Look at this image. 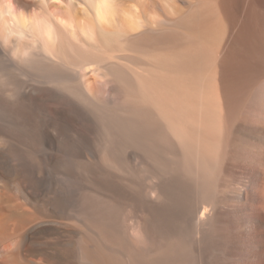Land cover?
Instances as JSON below:
<instances>
[{
	"label": "bare ground",
	"instance_id": "obj_1",
	"mask_svg": "<svg viewBox=\"0 0 264 264\" xmlns=\"http://www.w3.org/2000/svg\"><path fill=\"white\" fill-rule=\"evenodd\" d=\"M184 1L11 0L9 15L0 0V38L16 55L64 65L72 90L101 99L126 55L163 41L165 21ZM220 2L234 20L239 0ZM217 4L195 0L180 16L184 42L156 47L143 73L131 72L127 90L148 118L144 144L138 140L142 182L88 158L86 135L63 118L65 106H42L43 86L0 90V185L22 202L21 213H34L10 217L0 197V264H264V0H249L224 55H216ZM57 140L62 149L40 150ZM117 143L98 142L111 167L126 162ZM225 156L236 164L223 168ZM238 169L243 183L222 189L219 176ZM226 217L241 229L235 239L223 237Z\"/></svg>",
	"mask_w": 264,
	"mask_h": 264
},
{
	"label": "rangeland",
	"instance_id": "obj_2",
	"mask_svg": "<svg viewBox=\"0 0 264 264\" xmlns=\"http://www.w3.org/2000/svg\"><path fill=\"white\" fill-rule=\"evenodd\" d=\"M220 1H222V0H215V2L218 3L216 5V7L218 10L219 19H221L220 23L222 22L221 29L223 28L221 31V34H220V40L218 42L219 45L216 48L217 49L216 55H224L225 52L227 51L228 48H226V47L229 46L230 41H231L230 39L232 38V37L230 38V36H233L232 34H234L235 30H237L236 29V28H238L237 25L241 23L239 21H241L243 19V15L247 11L248 3H249V0H239V3L236 7V12H235L236 16H235V19H234L235 21H234V20H231L232 18L230 17V15L224 11V9L222 8V2H220ZM219 2L221 3V5ZM192 3L195 5V0H185L183 3H180L181 5L179 4L178 13L179 12L180 13L179 14L177 13L176 14L177 16L175 14H173L172 16L169 15L168 21H165V24L163 27L164 34L166 35V37L163 38V41H162V39L161 40H153L152 42H149V44L148 43L143 44L142 46H144V47H141V45H140V47H141L140 49L142 51L141 53H139V52H138L139 54L134 53L135 55L130 53L131 55H126V57L123 59V60H125L123 62L124 63L123 68H121L119 71H117L119 73V75L116 72L115 73L116 75L113 76V81H111L108 84H103L105 87L104 88L105 93L101 99L98 97L96 98V96H92V93L87 96V94H85L84 92L79 91L80 92L79 93L77 90H75V91H74V89L72 90L71 89V87H72L71 86V81H72L71 73L68 70V68L65 67L64 65L58 64L55 66H50L49 64H47V60L45 58H42L41 55H39L38 57H37V55H19V54L16 55V54H14V52L12 50V46H11L12 44L5 42L1 38H0V69H1L0 75L2 76L3 84L0 86V88L2 87V89H0V90H2V92H4V94L5 93L8 94L10 91H15V90L17 92H19L23 89L26 92L28 90L30 91V89H31L30 86H32V84L43 86V88H45V91H47L49 96H48V98H45V100L42 99L43 101L39 100V101H41L42 106L48 110H53L60 105L65 106L68 113L65 112V115L63 116V118L69 120L70 125L72 123L73 127L77 128L79 131H82L81 134L83 136L86 135L85 137H82V135L80 134L82 137L81 144L86 145L85 146L86 149L84 147H82L81 150L84 149V150H82V152L84 151L83 153L86 154V156L88 158H90L91 160H94V161H98V159H99L102 162L101 166L108 169L109 171L111 170L115 174L122 175L123 177L126 178L125 182L127 181L130 184H132V182H142L143 180L146 179V176H147L146 168L144 166H142V164H141V160H143V156L145 155V150H141V149L142 148L144 149L142 144H144V139L148 135V133H146L148 131V122H147L148 118H147L145 103L142 100H140L141 98L139 97V95L137 93L134 94L135 90H130V91L127 90L128 88L133 87V85H134L132 83L134 79H132L131 74H134V73L136 74V72L137 73H140V72L143 73V70L145 69L146 63L143 64L142 62L143 61L146 62L145 61L147 59L146 56L152 55L154 49H157L156 47L159 48L162 46L165 48H169V47H172L174 45L179 47V44L184 42V39H182V38L185 37L183 35H186L185 34L186 31L188 32V27L186 24L179 22L180 16L184 15L187 12V10H190L194 7L192 5ZM254 10H256V9H254ZM181 11H183V12L181 13ZM177 19H179V20L177 21ZM176 32L178 35L176 34ZM175 41L177 44L175 43ZM220 42H222V43H220ZM9 45H10V47H9ZM129 67H131V70L129 69ZM134 67L136 68L134 70H137V71L133 70ZM132 71H134V73H131ZM138 71H140V72H138ZM88 75H90L91 78H95L93 76V73L88 72ZM106 76H107L106 78L104 77V79L102 78L100 80V83H101V81H102V83H104L105 79H107V78L111 79L110 75H106ZM122 77H123V79H122ZM258 84L259 83H257V85ZM7 86H8V88H7ZM72 91L75 93H73ZM76 91H77V93H76ZM78 93L81 95H79ZM133 94H134V96H132ZM76 95H77V97H76ZM50 97H51V100H50ZM65 97L68 100L65 99ZM65 100L68 102L65 103ZM59 103H60V105H59ZM66 105H68V106L66 107ZM99 109H101V110H99ZM73 112H75V113H73ZM76 113H78V114H76ZM89 113L92 115H89ZM93 117H94V119H93ZM96 117H98V118H96ZM97 124H100V126ZM105 124H107V125H105ZM98 127H99V129H98ZM107 135H109V137ZM111 137H114V140L118 141V143L116 144V152H114V153L117 154V156L119 154L126 161V162H121L119 165L113 164L114 165L113 167L107 165L103 160H101L102 159L101 151H100V147L98 146L99 141H102V142L107 141V139L109 140ZM84 138H85V140L86 139L87 140L84 141L83 140ZM139 139H140V142L142 144L138 141ZM57 141H54L53 143H52V141H49V142L43 141L42 147L40 148V150L44 152L45 148L47 151H49V150L57 151V150L62 149V147H61L62 144L60 143V141H58V142ZM106 143H108V142H106ZM83 145H80V147ZM225 145H224V148H225ZM139 146H141V148ZM51 147H52V149H51ZM227 148H229V149L225 148L224 150H226L228 153H230L229 152L230 150L231 151L233 150L231 147H227ZM42 149H44V150H42ZM143 151H144V153H143ZM99 155H100L101 159L99 158ZM225 158H224L225 161L223 160L225 162V163H223V168L226 166V164L228 166H230L229 163L231 165L236 164V161L234 159L231 160L230 156H225ZM228 159H230V160H228ZM100 161H98V162L100 163ZM227 162H229V163H227ZM233 163H235V164H233ZM225 173H226L225 175L223 173L222 175L219 176L220 184L223 185L221 187L222 189H225L227 187L228 188L233 187V185L235 186L236 184L240 185L241 183H243L242 181H244L243 174L241 175L239 169L237 171H233V172L227 171ZM228 173H229V177L227 175ZM12 177H14V176H11V177L9 176L10 179ZM241 178H242V180H241ZM226 179L230 180V181H228L229 184L233 183L232 186L228 185ZM222 181H223V183H222ZM2 185H3V187H6L4 184H1L0 186L2 187ZM6 185H7V187L9 186L8 184H6ZM1 187H0V189H1ZM3 187H2V189H3ZM7 187H6V189L0 190L1 191L0 195L2 194L0 197L3 198L4 200L6 199L5 200L6 202L8 200H10V201H8L9 204L5 202V205H7V208L9 211L8 212L9 216L12 217V214H13V218L16 216L18 218V214H19V218H21V217H23L22 214H24V211L21 213V211H19V208H21V206L23 204L21 201H19L20 203L18 202V197L13 196L12 194H11L12 196L10 195V190H9L10 188L8 187L9 189H7ZM9 196H11V198ZM39 198H37L35 200L36 201L40 200L41 198L40 199ZM11 206H12V208H11ZM18 206H20V207H18ZM17 208H18V211H16ZM25 208L27 210V213L25 212L26 214H24V216L29 217L30 216L29 213H33V211L32 210L30 211V209L28 207H25ZM20 210H22V208ZM18 212H20V213H18ZM20 214H21V216H20ZM33 214H31V216ZM226 218H228L227 221L230 223H229L228 228L221 230L222 234H224L223 237H224V239L227 238V240H228L234 236V239H235V237H236L235 235H239L241 232V229H239L237 227V225L234 222H232V219H230V217H226ZM233 227H234V229H233ZM227 243H228V241H227ZM228 247H229V245H228ZM41 251L42 250H39L38 252H36L37 254L35 253V255L40 256L39 253H41Z\"/></svg>",
	"mask_w": 264,
	"mask_h": 264
},
{
	"label": "clouds",
	"instance_id": "obj_3",
	"mask_svg": "<svg viewBox=\"0 0 264 264\" xmlns=\"http://www.w3.org/2000/svg\"><path fill=\"white\" fill-rule=\"evenodd\" d=\"M6 7L8 9V14L11 15L12 13V9L14 7V5L12 4L11 0H8L7 4H6Z\"/></svg>",
	"mask_w": 264,
	"mask_h": 264
}]
</instances>
